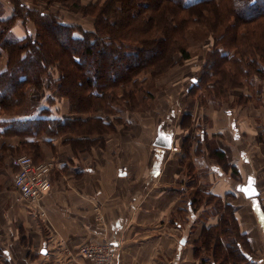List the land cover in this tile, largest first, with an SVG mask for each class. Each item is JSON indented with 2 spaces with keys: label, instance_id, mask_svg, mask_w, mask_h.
I'll return each instance as SVG.
<instances>
[{
  "label": "crops",
  "instance_id": "obj_1",
  "mask_svg": "<svg viewBox=\"0 0 264 264\" xmlns=\"http://www.w3.org/2000/svg\"><path fill=\"white\" fill-rule=\"evenodd\" d=\"M5 68L0 57V73ZM32 90L55 98L56 91ZM185 92L169 98L164 110H120L114 116L120 121L102 134L1 137L0 146L13 149L37 144L36 160L55 166L51 189L34 206L17 199L14 170L0 171V264H85L78 248L102 239L116 248L115 264H199L194 244L219 215L204 203L193 211L188 202L197 193L234 207L251 249V260L243 264H264V89L258 103L246 88L230 90L225 99L204 90ZM43 102H29L17 119L41 118ZM53 105L45 110L51 118L93 117H61ZM158 135L170 139L169 149L154 145ZM216 151L223 154L220 160ZM248 183L255 197L242 192Z\"/></svg>",
  "mask_w": 264,
  "mask_h": 264
},
{
  "label": "trees",
  "instance_id": "obj_2",
  "mask_svg": "<svg viewBox=\"0 0 264 264\" xmlns=\"http://www.w3.org/2000/svg\"><path fill=\"white\" fill-rule=\"evenodd\" d=\"M11 1L14 16L22 14L33 21L36 32L5 41L14 18L0 19V49L7 57L0 73V138L112 131L113 122L120 121L114 116L123 107L128 112L140 107L139 97L146 93L140 88L141 79L163 74L177 63L175 53L180 54L179 62L189 58L186 36L194 26L214 34L208 67L200 81L210 84L205 87L206 95L225 99L230 90L247 87L252 93L255 78L259 79L255 94L264 89V0H102L84 11L95 19L92 30L64 23L57 15L26 7L19 0ZM46 1L73 12L81 9L79 0ZM32 13L35 18H28ZM52 67L59 73L56 80ZM44 79L47 89L68 100L71 113L94 117L62 120L42 110L41 118L17 119L26 88L40 90ZM101 112L104 118L96 115ZM34 144L23 147L38 162ZM6 148L2 145L0 151ZM214 154L219 160L223 155ZM189 199L193 211L204 203L211 214L219 215L216 225L204 228L194 244L199 264L249 262V241L239 230L234 207L207 193Z\"/></svg>",
  "mask_w": 264,
  "mask_h": 264
},
{
  "label": "rangeland",
  "instance_id": "obj_3",
  "mask_svg": "<svg viewBox=\"0 0 264 264\" xmlns=\"http://www.w3.org/2000/svg\"><path fill=\"white\" fill-rule=\"evenodd\" d=\"M19 1L22 2L24 5H26V7L37 8L38 10H44L45 12H48L50 14L57 15L58 18L64 23L72 24V25H75L74 23H77L79 24L77 26H79L80 28H84V30H90L92 26H94L95 24V19L93 18V16L91 14H85L84 11L87 10L89 7H93L94 5H96L99 1L102 2V0H79L80 3L79 5L81 7L80 11L73 12L62 8L57 3H51V5H49L46 0H19ZM13 7L14 5L11 0H0V19L4 18L7 15L8 16L10 15L11 18H14V21H12L10 27V31L7 30L6 36L3 39H5L6 41L9 39H15L20 36L21 38H23L25 35L34 36L36 32V27L34 26L33 21H30L29 19H28L29 21L26 20L25 16L22 14L14 16L15 13ZM29 17L33 19L35 18L33 13L29 14L28 18ZM82 17H86V18L84 19ZM4 30H6V28H4ZM212 37H214V34L212 35L205 28L200 26H194L193 29L191 28L187 31L186 49L189 54V58L179 62L180 54L175 53L173 55V58L174 61L177 63L171 65L168 69L165 70V72H163V74L153 78L147 77L145 78L146 80L145 79L140 80L141 81L140 88L146 93L141 94L142 97H139L140 107L137 109L138 113H144L150 111L154 112L155 110H164L169 105V104L167 105V100L169 98H170L169 100H173L174 99L173 97H175L176 99H181L182 96L185 95L186 93L185 91L188 89L190 91L193 89L194 91L199 92L201 90H205V87L210 85L209 83L204 84L203 82L205 81L203 80L202 83L200 81L201 78L203 77L204 71L207 70L208 65L206 64H208V58L210 56L209 54H211L213 50ZM0 57H4L7 60L6 54L1 49H0ZM52 69H53L51 72L52 78L54 76L53 74H56L58 76L59 73L56 67L55 68L52 67ZM196 80H199V83H196ZM258 80L257 78H255L253 80L254 85L253 86L250 85L252 86L250 87L251 89L254 88V90H252L253 91L252 95L254 97V100H260L263 94L262 90L258 92V94H255V89L256 87L259 86L257 85V83L259 82ZM244 83H250V82L249 80H244ZM41 85L42 86L40 90H42L43 88H47L45 79L44 81H42ZM33 88L34 87L32 86L26 88V96L20 110L23 108L25 109L26 105L29 104V102L33 107L34 106L36 107L40 104V101L42 100L44 101L43 102L44 104L46 102V105L44 106L45 108L43 107L44 108L43 110H46L47 105L51 106L52 104H54L53 106L56 107V110L58 109L57 114L59 116L64 117L63 114L69 115L71 113L69 110L70 104L68 100L66 98L61 97L59 93L55 92L54 100L51 99V97L47 98L46 100L44 98H40L39 95L40 92L37 91L33 92L35 91L32 90ZM35 89L40 91L37 88ZM29 90L32 92V94ZM50 90L54 91L53 89ZM27 91H29L31 95L35 96L34 99H32L31 97L29 98L27 97L28 96ZM169 95L172 96V99L171 97H169ZM237 101L238 100H236L235 103H237ZM63 107H65L67 110H64ZM61 110H64L65 113L64 112L61 113ZM122 110H124V107ZM49 114L52 113L49 111ZM77 115H82V114H77ZM96 115L105 116V114L102 112ZM64 135H70V134L67 133L66 131L57 134V136H64ZM5 147L7 146L5 145ZM25 147L22 146L15 149H13L12 147H7L3 153L0 151V155L1 156L3 155L2 162H0V171L5 170V172L7 171L12 172L14 170L13 172L15 174L16 171L15 167L17 169V165L15 162L17 158L22 155H28L32 157V155L27 153L28 147L27 148ZM13 163H15V166H13ZM187 197L183 199L182 204H185V202L188 200Z\"/></svg>",
  "mask_w": 264,
  "mask_h": 264
},
{
  "label": "built area",
  "instance_id": "obj_4",
  "mask_svg": "<svg viewBox=\"0 0 264 264\" xmlns=\"http://www.w3.org/2000/svg\"><path fill=\"white\" fill-rule=\"evenodd\" d=\"M177 151V147L172 148ZM17 169L12 179V187L17 199L33 205L40 201L51 189L50 174L53 162H35L30 156L22 155L16 160ZM78 254L85 264H115L117 250L109 239L86 243L78 248Z\"/></svg>",
  "mask_w": 264,
  "mask_h": 264
},
{
  "label": "water",
  "instance_id": "obj_5",
  "mask_svg": "<svg viewBox=\"0 0 264 264\" xmlns=\"http://www.w3.org/2000/svg\"><path fill=\"white\" fill-rule=\"evenodd\" d=\"M170 139L163 136V135H158L157 138L155 139V146L161 147V148H170ZM242 192L244 193L245 197L251 198L255 197L258 193L255 191V188L251 183L246 184L245 186L242 187ZM183 243V240L181 241Z\"/></svg>",
  "mask_w": 264,
  "mask_h": 264
},
{
  "label": "snow or ice",
  "instance_id": "obj_6",
  "mask_svg": "<svg viewBox=\"0 0 264 264\" xmlns=\"http://www.w3.org/2000/svg\"><path fill=\"white\" fill-rule=\"evenodd\" d=\"M253 2H255V0H253Z\"/></svg>",
  "mask_w": 264,
  "mask_h": 264
}]
</instances>
